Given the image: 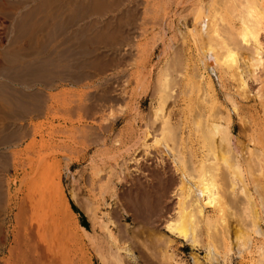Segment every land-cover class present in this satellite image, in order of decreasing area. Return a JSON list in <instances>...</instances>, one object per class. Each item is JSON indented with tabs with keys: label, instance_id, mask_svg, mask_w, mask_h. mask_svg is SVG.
Returning <instances> with one entry per match:
<instances>
[{
	"label": "rangeland",
	"instance_id": "obj_1",
	"mask_svg": "<svg viewBox=\"0 0 264 264\" xmlns=\"http://www.w3.org/2000/svg\"><path fill=\"white\" fill-rule=\"evenodd\" d=\"M225 1L228 0H0V264H23L16 237L17 201L23 195L19 190H26L49 167L62 172L65 202L58 198L57 210L63 226L84 236L83 242L72 241L75 249L61 255V261L55 264H117V248L112 243L115 238H108L103 225L111 216L109 227L117 236V245L124 248L119 252L129 258L127 264H143L144 253L157 264H198L196 258L206 264L222 263L221 248L214 250V259H207V247L213 243L207 237L202 236L198 246L187 238L190 225L176 219L170 229L167 227L164 220L175 213L176 204L169 214L159 217L161 224L156 233L133 236L131 231L141 228L142 223L121 216L123 212L133 214L132 208L124 200H115L110 186L115 184L114 193L121 194L131 185L133 173L148 181L150 169L172 168L171 157L166 158V153L154 147H149L153 154L150 150L147 154L140 140L145 139L147 124L156 127L170 113L177 132L176 141L170 143L182 147L195 106L194 95L187 91L188 81L197 72L208 75L209 85L222 93L221 102L232 108L221 83L228 82L230 86L232 81L221 76L223 62L215 55L217 48L213 50L205 37V29L212 23L207 19H218L221 24L232 18L233 7ZM216 9L218 15H212ZM236 56L243 59L248 54L240 50ZM201 57H207L206 69L198 63L202 64ZM166 70L173 75L169 86L163 81ZM259 88V83L254 82L252 90ZM168 93L171 97L163 104ZM250 99L249 103L241 102L240 112L233 111L234 140L244 152L247 144L264 150V135H260L264 131V102L259 95ZM152 131L145 139L148 144L161 130ZM258 133L261 138L256 136ZM136 141L142 145L138 149ZM246 156L242 155L241 162L248 169ZM133 157L145 158L143 169L137 171ZM246 169V181L254 191L253 175ZM117 171L123 177L121 181L115 175ZM256 180L262 182L263 188L264 178ZM93 185L107 196V203L100 206L97 214L88 209L89 204L93 205ZM174 197H168L169 204L174 203ZM263 207L260 227L264 231ZM207 210L213 213L210 205ZM37 211L39 214L40 209ZM82 216L89 235L80 227ZM229 219L233 230L235 217L231 214ZM119 227L128 228L129 235L122 234ZM169 236L171 239H167ZM255 237L245 245L243 257L238 256L235 247L230 264L255 263L256 249L263 246L264 235ZM29 253L34 259L35 254ZM166 255H171L169 261Z\"/></svg>",
	"mask_w": 264,
	"mask_h": 264
},
{
	"label": "bare ground",
	"instance_id": "obj_2",
	"mask_svg": "<svg viewBox=\"0 0 264 264\" xmlns=\"http://www.w3.org/2000/svg\"><path fill=\"white\" fill-rule=\"evenodd\" d=\"M228 1L234 10V12L231 11V13H233L232 18L228 19L227 16L228 21L221 23V25L220 22H218V19L215 20V18H209V13V19H207V21L211 19L212 23H210L209 26L207 25L208 27L205 29V37L207 38L205 39L213 50L217 48V51L215 50V55L217 59H220V62H223V72L221 73V76H226L227 79H231L232 81L230 82V86L227 84L228 82L225 83L224 81H221V83L222 87H224L223 89L226 90V101L232 105L233 109L227 104L224 105L223 102H221L220 98L222 93L220 94L211 84L209 85V81L207 80L208 75L206 76L203 71L197 72L193 77L189 76L191 77L190 81L185 78V81H188L189 84L187 90L189 95H194L195 97V106L194 104L192 105L194 106L192 108L193 120L191 118V122L190 124L188 123V125L183 123L186 127H189V130L187 131V138L183 140L181 139L182 147L179 148L178 146L177 148L174 146V143L173 145L170 143L172 140L176 141L177 137V132L174 127L175 125L173 126L174 123L172 122L174 117L170 113L164 115L160 125L156 124L157 126L155 127L147 124L146 129L144 128L146 136L152 134V130H155L154 132H156V130H161L159 133L153 134V142L151 144H148L145 140L147 139L146 136L145 139L142 138V140H140L141 138L139 137V140L146 146L143 150H145L147 154H150L149 147H154L155 151L161 150L163 153H166V158L167 156L171 157V165L173 166L170 170L172 169V171L170 172L166 167L164 169L161 168L162 170L156 168V170L150 169L149 174L151 175V179L148 181L143 180L138 174V176H133L134 173H127L130 175L132 174V183L121 194L114 193V188L117 187L115 184L114 186H112V184L110 186L112 196H115L114 199L119 201L124 200V203L132 208L133 214L123 212L121 216L126 220L132 217L131 219L134 222L142 223L141 228L131 231L133 236L143 235L144 233L148 235L156 233L159 224H161V222L159 223V217L171 211L173 208L172 205L176 204L174 207L176 210L174 211L175 213L172 211L174 215L172 214L171 217L167 216L170 219L164 220V222H168L167 227L170 229L174 225L173 221H176V219L188 226L190 225L191 234L187 236V238L192 240L194 246L200 245V238H202V236L207 237L213 242H209L210 245L207 247V259H214V250L222 249V263L219 262L220 264L231 263V258L233 256H231V254H234L232 252L236 251L234 250L235 247H237L238 256L243 257L245 245L251 242L255 236L264 235V231L261 229L262 226L260 227L263 214L261 213V207L264 206V187L262 188V182L260 183L259 180H256L261 177L264 178V150L250 148L248 144L245 145V152L242 149H238V142L235 141L237 139L234 140L235 121H233V111L236 113L240 112L241 102L249 103V99L252 96L257 95L261 96L262 102H264V26H261L264 17V0ZM228 1L225 2L228 4ZM196 6L198 7V5ZM201 9L203 10V8ZM211 10H209V12H211ZM199 11L200 10L197 11L198 14L200 13ZM216 12L217 9L211 14L214 15ZM218 13L219 10L217 15ZM211 20L209 22H211ZM240 50L246 52L248 56L240 59L236 56ZM206 58L207 57L202 58V64L198 61L201 66L203 65L202 67H204V69L207 68ZM197 66L198 65L196 64L195 67ZM190 72L193 73L194 71L192 70ZM192 73L190 75H192ZM223 79L224 78H222V80ZM171 80H173V75L166 70L163 77L165 86H169ZM254 82H258L260 85V88L256 91L252 90ZM232 84L236 88H233L231 86ZM228 86L230 88L225 89V87ZM232 88L234 90H232ZM169 94L170 93H168L163 99V104H165L169 97H171ZM118 100H120V98L117 96V101ZM192 112L190 110L189 115H192ZM56 116L57 115H53V118ZM186 118L189 117L187 116ZM56 119H58V117ZM184 120L187 121L185 118L183 121ZM56 129L57 128L54 130ZM181 130L183 131V129ZM263 132L264 131L262 130L260 133L261 137L262 134L264 135ZM139 135L141 136V134ZM260 135L258 133L256 136L259 137ZM107 136L108 135L105 137ZM179 137L184 138L182 135ZM233 140L236 142V147ZM252 140L253 138H251L250 135L249 141ZM138 142H135V145H137L136 149L140 147L139 144L141 145V142ZM262 145L263 144L261 143V146ZM263 146L262 148H264ZM50 152L56 151L51 150ZM151 154H153L152 151ZM245 154L248 155L245 158V161H248V169H246V167L243 168L244 164L241 162V157L242 155L245 156ZM163 157L165 156L163 155ZM247 157L249 158L248 160ZM133 160L136 162L137 171L143 169V161L145 158L142 157L141 159L133 157ZM164 160L162 161L165 162L166 160ZM244 163L246 164V162ZM245 169L249 170V172L247 171L248 174L250 173L253 176H257V178H255L256 176H252V184L254 183L255 188L253 185L252 187L254 188V191L256 190L255 192L258 195L259 202L256 200V193L251 191L248 185L250 182L248 183V180L246 181L247 175L245 174ZM257 171L258 174L256 173ZM115 175L120 181L123 179L121 175L119 176L118 171ZM61 178V170L50 169L49 167L46 173L43 172L41 176L36 177V181L32 185L28 186L27 184L26 186L28 187L26 190H21V188L19 190L23 195L17 201L18 227L16 230V237L19 254L18 257L20 256L22 258L21 262L23 264H55L57 260L61 259V255L65 256L68 252L75 249L73 242L84 241L83 234H79L77 230L69 232L65 229L59 218L57 200L59 198L63 203L65 202V197L61 188ZM191 180H194V185H192L193 182ZM92 187L93 205L89 204L88 209L93 210L94 214H97L100 206L107 203V196L102 192H97L96 186L93 185ZM170 195H175L176 197L173 204H169L168 202V197H170ZM172 199L173 198L171 197V200ZM209 205L212 207V214L207 210ZM233 208L235 209L233 210ZM37 209H40L39 214ZM228 214H232L235 217L234 220L236 223L232 225L235 227L233 230L230 228L229 220L231 219H229ZM107 219L108 221L103 223V225L108 232V238H115V241L113 240L114 242H112L114 243V247L117 248V253H114V257L119 264H127V258L123 257L122 253L119 252L124 248L117 245V242H119L116 238L117 236L109 227V223L113 222V217L111 216ZM80 227L85 232H83L84 234L89 235V230L85 226L80 224ZM120 231L125 235L128 233V228H120ZM86 238L88 239V237ZM167 239H171L170 236L167 237ZM172 241H174V239ZM262 245L263 246L261 247L257 246L259 248L258 250L256 249V252L258 251V256L257 258L255 257L256 259L254 258V264H264V242ZM144 246L148 245L144 244ZM29 252L35 254L33 256L34 259H31ZM73 255L76 258L75 254ZM236 255L233 258H236ZM170 256H167V261L171 259ZM196 257L197 256H195V258ZM245 257L248 259V256ZM73 259L74 258L72 257V261H75V259ZM141 260L143 261V264H157L155 260L145 253L141 255ZM200 261L196 258L198 264H206L205 261Z\"/></svg>",
	"mask_w": 264,
	"mask_h": 264
},
{
	"label": "trees",
	"instance_id": "obj_3",
	"mask_svg": "<svg viewBox=\"0 0 264 264\" xmlns=\"http://www.w3.org/2000/svg\"><path fill=\"white\" fill-rule=\"evenodd\" d=\"M73 207H74V209H75L76 211H79L75 205H73ZM85 220H86L85 217L82 216V224H83V226L87 227V222H86Z\"/></svg>",
	"mask_w": 264,
	"mask_h": 264
}]
</instances>
